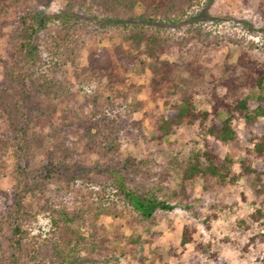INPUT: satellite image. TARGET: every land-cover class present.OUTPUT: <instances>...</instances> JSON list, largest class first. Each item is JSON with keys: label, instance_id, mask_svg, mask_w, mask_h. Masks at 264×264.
I'll return each instance as SVG.
<instances>
[{"label": "trees", "instance_id": "obj_1", "mask_svg": "<svg viewBox=\"0 0 264 264\" xmlns=\"http://www.w3.org/2000/svg\"><path fill=\"white\" fill-rule=\"evenodd\" d=\"M211 2L65 0L63 7L52 16H47L41 8L30 17H19L20 28L16 34L19 42L12 46L8 60L1 62L0 79L4 95L12 96L21 105L16 131L23 136L31 134L35 125H49L51 129L57 124L67 129L73 126L75 136L83 141V149L107 150L113 155L109 159L112 162L116 156L117 125H109L105 136L101 135L100 127L116 123L113 118L116 119L121 108L118 104L113 106L114 102L128 94L133 104L122 107L129 108L130 114L143 111L131 123L139 128L147 121L156 146L183 126H196L203 134L201 149L174 161L181 197L188 198L184 185L197 178L204 184L202 192L208 194L207 183L221 185L234 181V175L230 174L232 160L221 157L218 146L233 140L238 125L242 126L240 140L251 146L257 158L253 167L243 160L240 172L249 177L248 185L253 193L260 194L264 191V124H256L255 119L264 117V0H239L244 11L240 27L247 34L220 32L201 23L196 9ZM7 5V0H0V17ZM136 7L140 8L138 14ZM129 20L130 26H127ZM94 23L123 28L121 41L112 50L90 51L85 63L78 66L79 28ZM158 24L175 26L178 33L167 35ZM255 34L259 35L258 41L249 37ZM232 46L238 53L230 63ZM67 64L78 83H94L106 93L107 104L100 109V94L82 92L86 102L94 107V118H81L73 106L58 111L44 109L33 98L34 95L42 99L66 97L70 83L60 75ZM128 71L141 75L142 82L125 83L124 74ZM140 91L145 100L135 98ZM198 95L206 105L201 109L194 106ZM0 108L9 115V107L1 97ZM47 155L44 161L53 167L54 157L51 153ZM72 158L78 157L74 154ZM126 162L105 167H85L78 163L67 166V172L59 175L61 195L68 201H53L49 196L40 208L51 218L50 229L43 239L29 236L27 226L32 215L25 209L23 193L16 190L11 213L6 219L0 218V264H83L101 247L98 233L101 218L120 213L123 202L144 219L151 217L156 208L171 209L153 197L135 194L126 186V177L119 168ZM54 163L58 165L59 161L55 159ZM159 177H169V174ZM14 179L16 189L21 181L18 176ZM41 183L35 180L33 187L41 191ZM250 216L254 221L259 220L261 212L255 209ZM208 217L204 219L205 227ZM194 231L189 225L183 226L180 249L193 241ZM255 239L264 244V231L251 236L244 246ZM201 243V240L193 243L194 252L184 264H225L216 250L205 249ZM255 264H264V261L258 259Z\"/></svg>", "mask_w": 264, "mask_h": 264}, {"label": "rangeland", "instance_id": "obj_2", "mask_svg": "<svg viewBox=\"0 0 264 264\" xmlns=\"http://www.w3.org/2000/svg\"><path fill=\"white\" fill-rule=\"evenodd\" d=\"M64 3L65 0H7L5 13L0 17V79L1 62L8 60L12 46L19 42L16 37L20 28L19 17H30L41 8L47 16H52ZM196 10L200 12L198 20L208 28L231 34H247L240 27L244 11L239 0H212L208 6ZM135 11L138 14L140 8L136 7ZM130 22L131 20L126 22L127 26H130ZM158 26L167 35L178 33L175 26ZM79 29L78 66L85 63V57L90 51L102 48L112 50L120 43L123 32L121 27H107L97 23L86 26L83 24ZM249 37L254 41L259 39L258 34ZM230 51L228 62L233 63L238 49L232 46ZM72 71L69 64L61 69L60 77L70 83L66 97L42 99L34 95L33 98L39 100L44 109L58 111L62 107L73 106L81 118H94V107L86 102L82 92L100 94V109L107 104L104 99L106 93L94 83H78ZM124 75L127 84L142 82L141 75L135 71H128ZM29 91L34 93L31 88ZM4 94L0 90V97L9 107V115L0 108V140H3L0 143V218H8L13 207L14 192L21 191L25 209L30 210L32 215L27 226L29 236L36 240L43 239L50 229L51 218L48 212L40 208L49 196L57 202L67 200L60 192L59 175L67 172V166L77 163L85 167L115 166L125 160L126 165L123 163L119 168L126 177V186L135 194L148 199L153 197L159 203L171 206V209L156 208L151 217L144 219L127 202H123L120 213L114 217L101 218L102 226L98 232L101 247L91 255L90 261L82 262L83 264H184L187 256L194 252L193 243L196 240H201L205 249L216 250L225 264H255L258 259L264 261L263 243L255 239L244 246L251 236L264 231V191L255 195L248 185L249 177L241 175L243 160L250 162L252 167L257 160L251 152V146L247 147L240 140L241 125H238L233 140L218 146L220 156L232 160L230 174L234 175V181L221 185L207 183L208 194L202 192L204 184L197 178L184 185L188 193L186 199L180 196L181 187L174 171V161L184 159L191 152L202 148L204 136L196 126L180 127L175 133L165 136L162 145L156 146L147 121L144 120L139 128L132 125V120L138 119L143 111L130 114L129 108L122 107L131 102L133 104L127 94L114 102L113 106L118 104L121 108L116 119L113 118L116 123L109 122L106 127H100L101 135L105 136L109 125H117L115 161L109 162L113 155L107 150L97 152L83 149V141L77 139L73 126L67 129L57 124L51 129L49 125H35L31 134L20 136L16 128L20 124L21 105L12 96ZM135 98L145 100L142 91ZM194 106L198 109L206 106L201 95L195 97ZM57 111L56 116L59 113ZM255 122L264 124V117L256 118ZM48 153L54 157L51 161L53 167L47 166L44 161ZM74 154L77 159L72 158ZM55 159L59 161L58 165H55ZM166 174L170 178L159 177ZM17 176L21 184L15 189L13 183ZM35 180L43 182L41 191L33 187ZM255 209L261 212V217L256 221L250 216ZM206 216H209L207 227L204 225ZM185 225L193 227L195 231L192 233L193 241L182 250L179 248V241ZM5 234L8 235V232Z\"/></svg>", "mask_w": 264, "mask_h": 264}]
</instances>
